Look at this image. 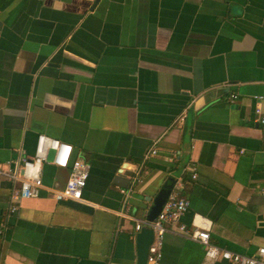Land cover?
<instances>
[{
	"label": "crops",
	"instance_id": "crops-1",
	"mask_svg": "<svg viewBox=\"0 0 264 264\" xmlns=\"http://www.w3.org/2000/svg\"><path fill=\"white\" fill-rule=\"evenodd\" d=\"M254 94L264 0H0V162L32 154L45 133L89 163L80 200L41 190L10 210L0 178V264H133L134 218L166 184L189 200L182 222L210 219L211 242L264 245ZM51 157L41 180L60 186L67 168ZM160 264L228 263L167 230Z\"/></svg>",
	"mask_w": 264,
	"mask_h": 264
},
{
	"label": "built area",
	"instance_id": "built-area-1",
	"mask_svg": "<svg viewBox=\"0 0 264 264\" xmlns=\"http://www.w3.org/2000/svg\"><path fill=\"white\" fill-rule=\"evenodd\" d=\"M236 97L235 92L229 93V99ZM256 100L253 106L255 120L264 125V109L260 100L264 95H253ZM48 150H52L51 162L59 167L67 168V175L62 185L45 184L41 180V165L46 159ZM70 143L45 133H38L35 138L32 154L21 155L15 160L0 162V178L11 182L9 209L14 210L21 198L38 196L41 190L47 192L55 200H80L82 190L88 176L89 163L79 157L71 156ZM156 153L154 142L144 153V158ZM175 151L171 150L169 158H173ZM194 175V173H192ZM140 180L139 175L135 177ZM264 191V188H263ZM189 200L186 196L175 192H168L159 211L152 220L134 218L133 231L141 225L152 229V239L147 246L145 264H160L163 234L167 230L184 234L202 244L204 253L208 256L219 257L228 264H264V245L257 246L252 252L245 253L219 246L209 239L210 219L199 212H193L186 224L180 220V215L186 209ZM119 215H125L122 210ZM264 220V210H263Z\"/></svg>",
	"mask_w": 264,
	"mask_h": 264
},
{
	"label": "water",
	"instance_id": "water-1",
	"mask_svg": "<svg viewBox=\"0 0 264 264\" xmlns=\"http://www.w3.org/2000/svg\"><path fill=\"white\" fill-rule=\"evenodd\" d=\"M170 190V184L163 185L152 197V202L147 209L145 218L152 220L159 211L161 204ZM152 239V229L147 225H141L134 233L135 261L133 264H145L147 246Z\"/></svg>",
	"mask_w": 264,
	"mask_h": 264
}]
</instances>
